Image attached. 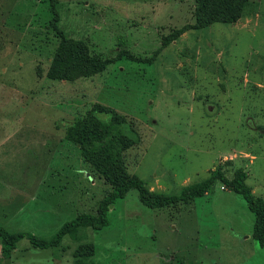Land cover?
Masks as SVG:
<instances>
[{"label": "rangeland", "instance_id": "rangeland-1", "mask_svg": "<svg viewBox=\"0 0 264 264\" xmlns=\"http://www.w3.org/2000/svg\"><path fill=\"white\" fill-rule=\"evenodd\" d=\"M236 3L54 0V28L48 0H0V226L48 238L95 214L111 186L65 136L75 119L93 123L94 106L138 133L121 158L146 189L177 194L213 169L232 178L240 167L264 201V0L244 1L233 22L192 27ZM56 29L107 63L86 59ZM106 217V226L79 227L48 248L21 238L0 264H75L87 242L92 264H264L253 213L219 180L186 204L155 209L129 189Z\"/></svg>", "mask_w": 264, "mask_h": 264}, {"label": "trees", "instance_id": "trees-1", "mask_svg": "<svg viewBox=\"0 0 264 264\" xmlns=\"http://www.w3.org/2000/svg\"><path fill=\"white\" fill-rule=\"evenodd\" d=\"M246 0H237L233 13H221L210 11L207 18L199 23L193 24L192 27H200L211 22H233L238 16L242 3ZM53 17L51 25L56 21V13L54 11V0H48ZM188 28V25L177 29L172 35L165 37L161 41L163 46L172 39L176 38L180 33ZM57 34L74 44H81L86 59L97 62L103 66L107 60H99L89 57L86 54V47L80 40L65 38L62 32L56 29ZM126 57L131 60L148 61L149 59H137L128 51H123ZM122 53L118 52L116 58L119 59ZM92 124L85 126L84 123L75 119L71 125L65 130V136L68 140L77 144L79 153L85 158H96V170L103 175L109 182L111 189L104 195L96 207L95 214L82 213L72 219L64 221L56 231L48 238H42L35 234L25 231L8 232L0 226V255L8 256L15 248L16 242L25 238L30 246L35 248H48L57 245L61 238L66 234H72L79 227H90L92 229H100L107 225L106 211L108 205L112 204L116 199H120L129 189L137 191V198L140 204L148 208H160L176 205L178 202L186 204L195 197L202 196L208 191L214 180H219L223 187L241 196L246 203L247 208L253 213V223L251 237L259 246L264 245V201L260 197L252 194L250 188L245 183L246 172L238 167L233 172L232 178H227L219 168L209 171L205 179L195 181L193 183L183 185L177 194L162 195L154 193L144 186L142 181L136 176L128 175L123 167L121 154L122 151L130 144L139 141V135L130 123L123 118H116L110 109L101 107H91L88 110ZM93 251V245L90 242L78 245L74 251L75 264H92L87 259Z\"/></svg>", "mask_w": 264, "mask_h": 264}]
</instances>
